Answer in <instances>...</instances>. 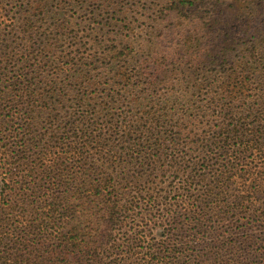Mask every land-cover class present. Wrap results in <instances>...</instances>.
<instances>
[{
    "label": "trees",
    "instance_id": "16d2710c",
    "mask_svg": "<svg viewBox=\"0 0 264 264\" xmlns=\"http://www.w3.org/2000/svg\"><path fill=\"white\" fill-rule=\"evenodd\" d=\"M54 1L0 21V264H249L221 223L264 226V0L173 51Z\"/></svg>",
    "mask_w": 264,
    "mask_h": 264
},
{
    "label": "rangeland",
    "instance_id": "374dc122",
    "mask_svg": "<svg viewBox=\"0 0 264 264\" xmlns=\"http://www.w3.org/2000/svg\"><path fill=\"white\" fill-rule=\"evenodd\" d=\"M27 2L28 0H0V21L4 19L6 23H16L21 20L22 7L27 5ZM59 2L60 0H55L52 7L54 8L57 4L59 7L66 8L65 14L59 16L66 19L75 18L74 24L76 25L73 29L80 36L94 37L105 34V36L113 37L119 33L122 37L131 28L142 37L155 40L158 49L168 51H173L185 36L203 33L206 23L211 24L212 32L209 30V35L213 40L226 39L231 42L234 35L229 29L225 30L226 26L233 27L239 22V0H200L178 11L165 9L164 0H118L116 6L108 7L109 9L107 6L101 9L100 0L98 4L90 5L84 0L81 4L71 3L70 5L65 4L64 1L61 4ZM247 7L249 11H254L256 8L254 0H249L246 9ZM77 27H79L78 30ZM234 221L232 225L229 220H225L221 223V227L232 234L236 243L234 250L236 256L239 257L240 248V252L248 257V263L253 264L255 261L254 264H256L259 261V254L256 253L263 249V244H261L264 241L262 221L248 222V225L244 224V226L245 219L239 220L238 216ZM244 228L251 235V240L245 243L242 237L245 235ZM211 238L208 236L209 241ZM256 243L260 244L254 245ZM226 259L224 258L222 264H228Z\"/></svg>",
    "mask_w": 264,
    "mask_h": 264
}]
</instances>
